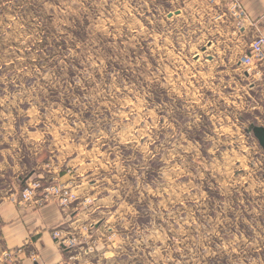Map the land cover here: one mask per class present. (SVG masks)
<instances>
[{
  "label": "rangeland",
  "instance_id": "374dc122",
  "mask_svg": "<svg viewBox=\"0 0 264 264\" xmlns=\"http://www.w3.org/2000/svg\"><path fill=\"white\" fill-rule=\"evenodd\" d=\"M232 3L0 0V203L72 195L66 264H264V67Z\"/></svg>",
  "mask_w": 264,
  "mask_h": 264
},
{
  "label": "crops",
  "instance_id": "0c3cea01",
  "mask_svg": "<svg viewBox=\"0 0 264 264\" xmlns=\"http://www.w3.org/2000/svg\"><path fill=\"white\" fill-rule=\"evenodd\" d=\"M251 29L264 32V0H236ZM264 67V62L262 63ZM255 68V67H254ZM64 209L56 202L43 207L19 205L9 198L0 203V254L4 249L25 247L17 264H66L52 229L65 221ZM72 215H76L75 211ZM32 253H35L33 257ZM3 264H11L8 260Z\"/></svg>",
  "mask_w": 264,
  "mask_h": 264
},
{
  "label": "built area",
  "instance_id": "2783aa9c",
  "mask_svg": "<svg viewBox=\"0 0 264 264\" xmlns=\"http://www.w3.org/2000/svg\"><path fill=\"white\" fill-rule=\"evenodd\" d=\"M232 4L234 5V7H236L239 12L241 13L242 16H245V12L243 10V8L241 7L240 3L236 0H232ZM252 48L250 53H247L246 55H244L241 58V62L243 64H249V65H255L257 64L256 62L258 61V63H262L264 62V32H259L258 36L256 37V39L253 41L252 43ZM33 193L32 189H27L24 191V200H28V196ZM49 196V194H47V197ZM59 197H61V206L64 208L65 205L70 202V199L72 198V195L70 196L69 193L66 192H60ZM53 236L55 238L59 237V231H55L53 232ZM67 244H65V247ZM26 251L25 247L22 248H18L16 250H8V249H4L2 251V253L0 254V264L5 263L6 260H8L11 264H17L20 261V255L23 254ZM33 257H35V253H32Z\"/></svg>",
  "mask_w": 264,
  "mask_h": 264
},
{
  "label": "water",
  "instance_id": "95a60500",
  "mask_svg": "<svg viewBox=\"0 0 264 264\" xmlns=\"http://www.w3.org/2000/svg\"><path fill=\"white\" fill-rule=\"evenodd\" d=\"M250 130H253L255 136L257 137L260 145L264 149V126L262 125H252Z\"/></svg>",
  "mask_w": 264,
  "mask_h": 264
}]
</instances>
